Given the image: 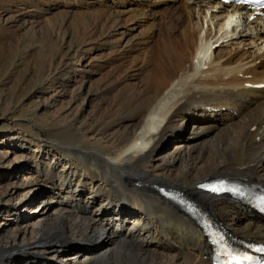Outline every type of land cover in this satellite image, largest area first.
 Here are the masks:
<instances>
[{
  "label": "bare ground",
  "instance_id": "1",
  "mask_svg": "<svg viewBox=\"0 0 264 264\" xmlns=\"http://www.w3.org/2000/svg\"><path fill=\"white\" fill-rule=\"evenodd\" d=\"M162 1L164 12L155 6ZM217 4L0 0V98L10 96L8 107L0 106V123L10 128L17 114L27 118L24 106L51 92L50 80L58 83L55 93L71 95L46 123L39 124L38 111L54 103L51 97L27 113L37 130L50 127L62 136L51 147L67 160L68 171L43 170L38 177L27 170L19 177V157L15 180L0 194V214H17L21 202L32 206L39 196H20L33 186L43 193L42 182L64 193L70 206L42 200L38 222L31 217L15 230L0 229V264H211L202 230L160 188L185 192L235 236L264 240V218L254 210L198 188L204 179L217 178L264 185V89H255L264 84V18L247 5ZM234 40H240L238 48L227 55L218 51ZM245 46L249 51L242 52ZM99 49L108 59L106 71L76 75V59L84 62ZM131 51L139 54L128 59ZM91 95L95 105L83 117L81 104H71ZM189 123L197 129L194 139L208 133L213 140L181 144ZM5 158L0 155V170ZM76 174L80 181L85 176L82 188L95 194L92 201L73 190ZM104 197L111 206L94 208ZM131 207L142 221L132 218ZM107 222L124 231H107Z\"/></svg>",
  "mask_w": 264,
  "mask_h": 264
},
{
  "label": "rangeland",
  "instance_id": "2",
  "mask_svg": "<svg viewBox=\"0 0 264 264\" xmlns=\"http://www.w3.org/2000/svg\"><path fill=\"white\" fill-rule=\"evenodd\" d=\"M129 1L135 2L139 0H129ZM142 1H144V3H147L150 0H142ZM89 2L96 3L97 0H89ZM165 2L162 1L156 4L155 6H158V7L160 6V10L164 12L167 9L166 6H164ZM70 8H71L70 5L65 6V9H70ZM177 12L178 11L173 12L175 16L179 14V12L178 14ZM208 20L209 18L206 21ZM206 21L204 25L207 27L204 26L203 35L205 34V31L208 28V24H206ZM240 22L242 23V21ZM240 22L237 26L242 27L243 24L241 25ZM244 30H245V27L241 28V31H244ZM240 40H236V41L234 40L230 42L234 44L227 45L225 43L223 44V46L218 47V51L223 52V55H227L228 52H230L232 49L238 48L239 44L237 45V43H239ZM212 42H214V40ZM241 47H243V45H241ZM249 48L250 47L245 46L246 50H243L242 52L249 51ZM104 53L105 52L102 49L93 51L91 54L88 55V57L84 60V62L80 58H77L76 64L74 65L75 74L83 76L85 78H92L96 72L103 74L106 71V68H104L103 66L106 65L107 63L106 61L108 60L107 58L104 57L103 55ZM137 54H139V52L131 51L128 53L127 58L130 59V57H133ZM97 66H101V67L97 68ZM57 86H58L57 82L54 83L53 81L50 80L47 83L46 87H49V89H51L50 90L51 92H47L46 94L44 93L43 95L38 94L30 102H28L24 106V110H23V113H25L24 116H26L27 118H20V115L17 114V116L15 117V121L13 122V125H17L16 127L15 126L13 127V125H10V128L9 127L7 128V125L5 126L4 123H0V155L1 156L4 155L6 157L4 160V164L2 165V167L4 168L0 170V194H2L5 190H9L10 186L8 184H11V182L15 180L14 175L18 171L17 169H14V167H15V164L18 163L19 157H21V162H22V165H21L22 168H20V170L18 169L19 170L18 176L20 175L19 177L21 176L23 177V173L27 170L28 171L31 170L33 174L38 177H40L41 175L43 176V170L44 171L48 170V172L50 171L51 173L52 172L60 173L63 171L65 173L68 171L69 166L68 168L66 167V164L68 163L67 160H65L63 156H60V154H57V153L54 154L53 149L51 147L53 141H60V140L62 141V136L57 134L54 130H51L50 127L44 126L45 128L44 130L42 131L37 130L33 125L34 121L32 120V117L27 114L35 110L36 105L38 103L42 102L46 98L51 97V100L54 103H52L47 108H42L41 110L38 111V116L40 117V120H41L39 124L43 122L46 123L47 120L50 118V116L56 113L55 111H58L64 106L68 105L71 101L70 92H68L65 95L59 94V93L57 94L55 93V90H52V89H55ZM21 95L22 96L18 97V101H22L24 99L25 96L23 94ZM92 96L93 95L89 96L87 100H85L84 102H82V99H80L81 101L79 100L78 103L71 104V107L73 109H76L78 107L76 105L80 103L81 105L79 108H82L83 117H89L90 113L92 112V108L95 105V102ZM9 98H10L9 95H4L2 98H0V100L2 99L1 101H5V103H0L1 108L5 109L8 107L6 102L9 100ZM190 124L191 123H189L188 129L186 128L187 130L185 131L183 130L180 134V136L182 135V138H184L182 139L181 144L184 143L183 145L187 147V145L191 144L192 142L198 141L200 142V146H205L204 144H206L207 141H209L210 139L213 140L212 134L210 135L208 133L195 136V139H194L193 135L191 136V134L195 132L197 129L193 127V125H190ZM14 129H16L18 133H20L19 136H15L16 138L15 137L12 138L11 133H10L11 130H14ZM187 138H189V140ZM9 161H12V164H9L8 163ZM87 167L90 169L91 172L96 173V174L99 173L95 166L87 165ZM79 177L80 176L78 174L75 175L74 181L72 183V186H73L72 188L73 190H78V191L83 190L82 191L83 199L85 202L87 201L86 203H88L90 200L92 201L93 196H95V194H92L90 192V188L88 187L85 189L82 188L83 180L85 176L83 177L81 181ZM205 180H210V179H204V181ZM42 183L45 184L44 182ZM78 183L79 185H77ZM46 184L45 186L40 185V187L44 188L43 193L37 192L36 187L34 186L31 188L23 189L20 199L30 201L33 198H35L36 195L39 196L40 199L36 200V202L38 201L37 203L35 202L34 204H32V206H28V207L22 206L23 203L22 202L20 203V199L15 201V202L20 203L18 207L20 212L18 211L17 214L13 213L10 215L0 214V229H4L7 232L15 230L17 226L21 225L22 221H24L25 219H29L31 217L33 218L32 220L33 222L35 223L38 222L40 220L38 215H39V211L41 210V208L38 209V206H39L40 201L42 200H50V203L54 204L55 199H57V200H60L61 203L67 204L68 206H70L68 202L63 201V198L65 197L64 193H58V192L55 193L54 191H51L50 186ZM158 185L164 186L162 184H158ZM76 187L78 189H76ZM106 200H107L106 197H104L103 199L102 198L98 199V202L95 204L94 208L96 209L109 208L111 205L109 206L105 202ZM54 207L58 208L59 206H57V203H56ZM131 210L134 211L132 218L135 221L137 220L142 221L139 211L137 210L135 211V207H131ZM114 225L115 224H110V222H107L105 223L104 226H105V229H107V231H110L111 229H113V227H115ZM115 228H117L116 230L118 232L124 231L121 226L115 227ZM254 240H257V239H254ZM150 244L151 246H154V245L156 246V243L154 244L151 242ZM101 246L94 248V250H96L97 248H100ZM46 256L48 257L47 260H51V259L57 260V257L52 258V256H49V255H46ZM28 262H24V263L28 264Z\"/></svg>",
  "mask_w": 264,
  "mask_h": 264
}]
</instances>
